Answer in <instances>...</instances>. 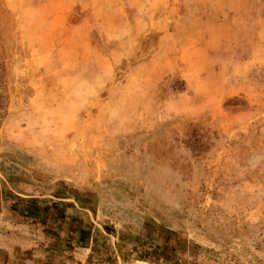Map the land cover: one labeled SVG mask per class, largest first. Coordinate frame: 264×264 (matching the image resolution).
<instances>
[{"label": "rangeland", "instance_id": "rangeland-1", "mask_svg": "<svg viewBox=\"0 0 264 264\" xmlns=\"http://www.w3.org/2000/svg\"><path fill=\"white\" fill-rule=\"evenodd\" d=\"M260 24L264 0H0V264H264Z\"/></svg>", "mask_w": 264, "mask_h": 264}, {"label": "crops", "instance_id": "crops-1", "mask_svg": "<svg viewBox=\"0 0 264 264\" xmlns=\"http://www.w3.org/2000/svg\"><path fill=\"white\" fill-rule=\"evenodd\" d=\"M255 31H258V33H264V24L258 25ZM259 43L261 44V41ZM22 264H37L36 251L34 250L33 254L30 252L27 253L26 247H24L23 244H22Z\"/></svg>", "mask_w": 264, "mask_h": 264}, {"label": "trees", "instance_id": "trees-1", "mask_svg": "<svg viewBox=\"0 0 264 264\" xmlns=\"http://www.w3.org/2000/svg\"><path fill=\"white\" fill-rule=\"evenodd\" d=\"M1 106H0V120H1V117H2V110H1Z\"/></svg>", "mask_w": 264, "mask_h": 264}]
</instances>
